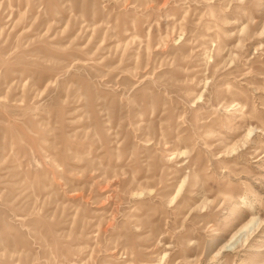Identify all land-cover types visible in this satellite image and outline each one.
<instances>
[{
  "label": "rangeland",
  "instance_id": "rangeland-1",
  "mask_svg": "<svg viewBox=\"0 0 264 264\" xmlns=\"http://www.w3.org/2000/svg\"><path fill=\"white\" fill-rule=\"evenodd\" d=\"M0 264H264V0H0Z\"/></svg>",
  "mask_w": 264,
  "mask_h": 264
}]
</instances>
